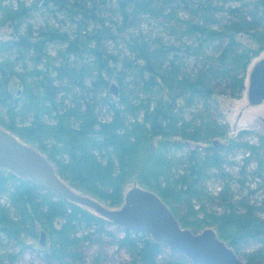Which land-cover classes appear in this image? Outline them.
Listing matches in <instances>:
<instances>
[{"label":"trees","instance_id":"trees-1","mask_svg":"<svg viewBox=\"0 0 264 264\" xmlns=\"http://www.w3.org/2000/svg\"><path fill=\"white\" fill-rule=\"evenodd\" d=\"M14 1L0 0V24L12 25L16 34L0 41L6 54L0 61V126L35 144L60 178L106 207L122 205L123 187L134 176L139 187L158 195L182 228L198 232L214 225L218 238L237 255L258 245L244 254L245 264L264 263V215L258 207L233 201L229 187L217 197L203 187L212 174L226 175L222 166L234 151L247 153L245 163L252 158L263 164L264 136L242 129L229 137L216 96L240 98L250 61L264 47V0ZM37 12L56 19L60 14L58 22L73 31L48 23L32 28L27 19ZM144 18L158 20L170 38L134 32ZM118 40L125 49L108 47ZM53 43L63 46L58 61L47 53ZM17 64L23 65L21 71ZM15 80L22 87L19 96ZM111 84L117 94L98 97ZM65 95L71 105L63 101ZM101 104L109 110L107 120L98 118ZM249 134L257 143L244 139ZM153 138L160 141L152 151ZM171 149L182 153L171 156ZM139 152L146 167L135 170ZM0 197L6 198L0 202V244L24 245L25 238L44 230L49 261L82 264L75 250L96 233L111 234L105 229L111 221L5 169H0ZM204 198L219 200L223 211L208 212L203 203L195 208ZM122 233L116 243L132 264H160L161 244L146 233ZM4 256L9 264L15 258Z\"/></svg>","mask_w":264,"mask_h":264},{"label":"rangeland","instance_id":"rangeland-1","mask_svg":"<svg viewBox=\"0 0 264 264\" xmlns=\"http://www.w3.org/2000/svg\"><path fill=\"white\" fill-rule=\"evenodd\" d=\"M26 5L31 3V0H22ZM9 5H15L16 1L12 0V2H4ZM58 15V19H56L52 13L41 12L34 13L32 17L27 19V22L31 25L32 28H38L43 26L45 23H48L52 26H59L63 30L73 31V27L68 25L66 22H58L62 16ZM26 27V24L23 25V28ZM141 31L144 34H151L153 36H157L160 33L164 39H169L170 36L167 35V30L164 29V26L158 21L154 19L144 18L143 22L139 25L138 29H134V32ZM16 34L14 32V28L12 25L0 24V41L15 39ZM62 45L58 43H53L48 45L47 53L50 57H57V51L62 49ZM108 47L110 49H125V45L121 40H118L117 43H108ZM115 51V50H114ZM6 54L0 52V61L5 58ZM58 58V57H57ZM56 58V61L58 59ZM264 58V47L262 50L254 56L250 64L248 66L246 75H245V83L244 90L238 99H233L223 95H217V106L219 109V113L221 115V119L224 120L229 126V131L227 135L229 137H234L238 134V132L242 129L254 131L256 134H260L264 136V103L260 104H252L248 99V75L252 65L258 61L259 59ZM23 65L17 64L15 66L16 71H21ZM27 68H30V64L27 62ZM42 66V65H39ZM14 93L19 96L21 95L22 87L17 84L15 80ZM109 92L111 96L114 97L113 91L108 88L106 90H102L98 97H103L106 92ZM77 95L80 93L76 92ZM90 97V96H89ZM65 103L66 105H71L73 100L70 95H65ZM200 105H197L195 108L188 110L185 113L186 117L190 116L191 112L197 111ZM96 111L98 118L100 120H107L109 118V110L107 106L97 105ZM216 116V110L213 112ZM1 116V113H0ZM0 128L8 131L12 134L17 140L20 142L36 149L37 146L30 142H27L21 136H17L10 130H7L5 127L0 126ZM255 135V134H254ZM253 134L245 135L244 139L251 143H257V138ZM159 138H153L149 143L150 150H156L159 147ZM185 151V150H184ZM182 151L171 149L169 151V155H174V157H178L181 155ZM45 156V153H42ZM144 154L141 152L138 153L137 156L134 157L132 162V168L136 169H144L146 167V160L144 159ZM247 156V153L242 151H234L227 156V160L222 166L223 172L226 174L224 177H218L217 175H211L209 179H207L203 183L204 191H206L208 196L217 197L219 192L223 187L230 189V193L232 195V200H246L249 204L258 207V214L264 215V159L263 164L259 166L258 163L255 162L254 159H250L247 163L244 162V158ZM46 157V156H45ZM258 173V175H257ZM61 180L68 185L73 191L85 195L82 190L77 187H73L72 184L66 180ZM72 186V187H71ZM133 186H139L138 180L136 177L132 176V178H128L125 186L123 187L124 193ZM88 196V195H85ZM93 198L91 196H88ZM98 201L97 199L93 198ZM6 201L5 197H0V202L4 203ZM99 202V201H98ZM203 203V207L208 212H222V207H219V200H214L211 202L210 200L201 199L200 202H195V208H199V205ZM102 204V203H101ZM105 206V205H104ZM121 206V205H120ZM119 206V207H120ZM115 208V207H113ZM118 208V207H116ZM260 208V209H259ZM201 217V215H200ZM212 228L216 232V227L214 225H204L201 229L198 230L200 232L203 229ZM105 229L109 231L111 234L99 233L92 236L91 241L83 242L78 249V251L82 257V264H132V257L128 254V252L120 248L116 241L117 239L123 235L122 228L115 225L107 223L105 225ZM189 229V228H187ZM191 230V229H190ZM41 233L44 234L43 242L44 245L40 244ZM226 243V239H223ZM50 238L49 234L44 230H38L37 236L34 239L25 238V244H16L15 242H5L3 241L0 244V260L2 264H9V260L4 256L6 253H11L15 255V258L11 264H59L56 261H49L46 259L45 251L46 248L49 247ZM258 245L252 244L250 247L243 248L240 251V258L242 260H246V256L244 254L250 253L254 249H256ZM176 260H180V263L177 264H195L189 260L184 259L174 251H171L165 247H163V252L160 258V264H174ZM264 264V263H257Z\"/></svg>","mask_w":264,"mask_h":264},{"label":"water","instance_id":"water-1","mask_svg":"<svg viewBox=\"0 0 264 264\" xmlns=\"http://www.w3.org/2000/svg\"><path fill=\"white\" fill-rule=\"evenodd\" d=\"M114 95L117 88L110 85ZM248 99L264 103V58L256 61L248 75ZM0 167L27 178L57 196L92 210L96 215L130 232L146 233L154 242L195 264H245L212 228L200 232L182 228L169 207L154 192L133 186L124 193L118 208H108L73 191L57 175L50 161L38 150L20 142L0 128ZM44 234L41 233L40 244Z\"/></svg>","mask_w":264,"mask_h":264},{"label":"flooded vegetation","instance_id":"flooded-vegetation-1","mask_svg":"<svg viewBox=\"0 0 264 264\" xmlns=\"http://www.w3.org/2000/svg\"><path fill=\"white\" fill-rule=\"evenodd\" d=\"M0 169H4V168L0 167ZM5 170H6V169H5Z\"/></svg>","mask_w":264,"mask_h":264}]
</instances>
